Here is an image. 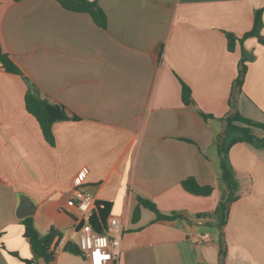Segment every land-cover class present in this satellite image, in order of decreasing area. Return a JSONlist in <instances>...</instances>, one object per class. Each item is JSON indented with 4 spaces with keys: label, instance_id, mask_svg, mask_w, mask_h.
Segmentation results:
<instances>
[{
    "label": "crops",
    "instance_id": "1",
    "mask_svg": "<svg viewBox=\"0 0 264 264\" xmlns=\"http://www.w3.org/2000/svg\"><path fill=\"white\" fill-rule=\"evenodd\" d=\"M89 1L104 12L106 28L56 0H0V49L20 70L10 73L0 62V264H89L52 245L51 261L38 257L17 216L27 197L39 238L55 231L69 239L78 227L81 171L82 188L94 203L112 204L108 221L121 223L116 264H218L213 213L227 190L214 138L243 51L254 59L239 110L264 123V46L236 40L230 52L226 34L250 32L264 0ZM183 85L195 105L184 104ZM31 88L79 117L53 126L54 146L26 110ZM229 157L240 198L224 228L226 264H264V148L237 144ZM191 177L212 187V196L187 193L182 182ZM139 199L183 219L159 221L144 209L134 223ZM199 235L209 241L198 242Z\"/></svg>",
    "mask_w": 264,
    "mask_h": 264
},
{
    "label": "trees",
    "instance_id": "2",
    "mask_svg": "<svg viewBox=\"0 0 264 264\" xmlns=\"http://www.w3.org/2000/svg\"><path fill=\"white\" fill-rule=\"evenodd\" d=\"M20 2L22 0H13ZM65 10L75 13L89 14L94 23L100 28H106V16L96 2L89 0H56ZM264 10L255 11L253 14V28L245 34L241 39H237L234 35L226 34L228 40V50L234 51L235 41L239 40L243 43L245 40L253 38L264 46V37L261 32L264 26L263 23ZM254 59V56L249 55L246 51L242 52V57L238 66V75L233 82L232 91L229 98V112L220 121V128L216 131L214 145L218 159V174L220 183L227 190V198L220 201L217 209L213 213V217L217 221L219 231V262L218 264H226L227 244L224 235L229 213L232 205L240 198V185L236 179L235 171L230 162V151L237 145L247 143L257 149L264 148V123L254 122L242 116L239 110V99L243 92V85L247 73V64ZM0 62L5 71L10 73L20 74V70L13 63L10 57L3 53L0 49ZM183 102L187 106L195 105L192 98L191 90L183 85ZM25 106L27 112L33 116L42 131L45 140L54 146L55 139L53 134V126L59 122H76L79 117L67 109L64 105L54 101L51 97L42 91L31 88L25 97ZM206 122L214 119L210 115L200 112ZM263 135L258 137L257 135ZM182 188L189 194L196 197H210L214 189L212 187L200 186L194 178H188L182 182ZM95 210L90 216V224L98 233H105L107 230L108 217L110 216L112 204L110 203H95ZM149 210L156 215L159 221H176L182 220L183 216L177 213L164 215L160 213L156 206L151 202L139 199L138 206L133 213L132 221L138 222L141 217L142 210ZM25 227V238L30 242L34 252L38 257L44 258L46 261H51L54 257L51 251V245L57 236L55 231H51L45 238H39L33 226L32 219L26 218L22 220ZM64 251L81 255L79 249L69 243ZM23 264H31L24 261Z\"/></svg>",
    "mask_w": 264,
    "mask_h": 264
},
{
    "label": "built area",
    "instance_id": "3",
    "mask_svg": "<svg viewBox=\"0 0 264 264\" xmlns=\"http://www.w3.org/2000/svg\"><path fill=\"white\" fill-rule=\"evenodd\" d=\"M87 172L81 171L76 180L74 193L75 202L79 211L78 227L69 239L55 237L52 243L54 251H64L71 243L75 245L80 254L87 258L89 264H116L120 255L122 239V226L118 219L110 218L105 233L96 232L90 224V216L95 203L93 197L82 188ZM198 242H208V235H199Z\"/></svg>",
    "mask_w": 264,
    "mask_h": 264
},
{
    "label": "water",
    "instance_id": "4",
    "mask_svg": "<svg viewBox=\"0 0 264 264\" xmlns=\"http://www.w3.org/2000/svg\"><path fill=\"white\" fill-rule=\"evenodd\" d=\"M223 200H226V195L224 196ZM34 213H35V205L27 197H22L17 212L18 218L23 220L33 216Z\"/></svg>",
    "mask_w": 264,
    "mask_h": 264
}]
</instances>
